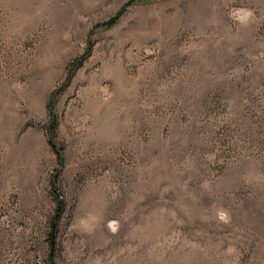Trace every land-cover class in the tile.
<instances>
[{"label":"rangeland","instance_id":"rangeland-1","mask_svg":"<svg viewBox=\"0 0 264 264\" xmlns=\"http://www.w3.org/2000/svg\"><path fill=\"white\" fill-rule=\"evenodd\" d=\"M0 264H264V0H0Z\"/></svg>","mask_w":264,"mask_h":264},{"label":"trees","instance_id":"trees-1","mask_svg":"<svg viewBox=\"0 0 264 264\" xmlns=\"http://www.w3.org/2000/svg\"><path fill=\"white\" fill-rule=\"evenodd\" d=\"M55 148H56V145L54 144ZM57 153H58V156L60 158V151L56 150ZM64 206H65V203H64V200H62L61 197H59V200H58V209H57V213H56V218L52 224V230H51V234H50V247L52 250L55 249V246H56V232H57V229H58V220L59 218L61 217L62 215V212L64 210Z\"/></svg>","mask_w":264,"mask_h":264}]
</instances>
